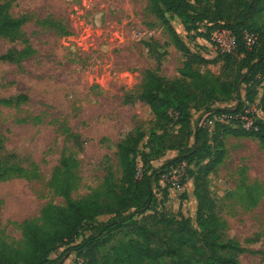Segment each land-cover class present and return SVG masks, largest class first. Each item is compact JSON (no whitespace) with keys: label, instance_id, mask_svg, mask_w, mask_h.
Listing matches in <instances>:
<instances>
[{"label":"rangeland","instance_id":"374dc122","mask_svg":"<svg viewBox=\"0 0 264 264\" xmlns=\"http://www.w3.org/2000/svg\"><path fill=\"white\" fill-rule=\"evenodd\" d=\"M188 2L196 5L194 0ZM0 5H8L13 18H28L14 42L0 39V54L12 48L24 51L18 63H0V98H26L18 106H0V153L17 157L8 167L36 171L35 178L15 175L0 181V240L21 247L24 223L43 227L41 210L64 205L51 182L62 159L77 165L73 173L78 185L72 191L77 200L101 190L107 171L115 179L120 177L118 143L133 128L146 126L152 119L148 107L135 100L145 74L175 80L184 59L166 28L150 14L147 0H0ZM169 23L192 53L207 59L220 53L211 42L215 32L199 35L207 27L187 28L177 17H171ZM149 41L158 46L156 59L143 45ZM224 41L229 45L231 39ZM207 71L220 77L219 65L208 66ZM232 76L229 72L225 79ZM239 93L243 100V86ZM236 98L214 107L231 109ZM206 116L192 110V128ZM168 128L177 130L174 120ZM224 148L223 162L208 176L209 189L227 234L249 250L239 258L240 264H264L253 253L264 252V151L253 138L231 136L225 139ZM175 156V151H167L151 162L154 207L189 218L195 225L191 179L185 181L184 191H176L158 176L166 165L173 166L169 161ZM138 167L141 170L139 159ZM252 187L258 195L254 206L248 200ZM110 219L100 216L96 223ZM132 238L126 229L115 232L98 253L109 256L113 247ZM67 247L62 246L51 259L82 264L83 258L74 253L63 256Z\"/></svg>","mask_w":264,"mask_h":264},{"label":"trees","instance_id":"16d2710c","mask_svg":"<svg viewBox=\"0 0 264 264\" xmlns=\"http://www.w3.org/2000/svg\"><path fill=\"white\" fill-rule=\"evenodd\" d=\"M194 2L195 6L188 0H147L150 14L166 28L173 47L184 61L175 80H165L153 72L145 74L135 100L148 107L152 119L146 126L133 128L118 143L120 177L115 179L107 171L101 190L77 200L72 197L78 185L73 173L77 165L72 160L62 159L51 182L64 205L46 206L41 210L43 227L24 223L21 247L0 240V264H62L51 259L62 246H68L63 256L74 253L76 258H83L82 264H157L163 260L169 264H240L239 258L249 252L227 234L226 223L220 218L208 186V176L223 162L224 141L229 136L253 138L264 151V83L261 79L264 0ZM7 7L0 5V39L14 42L28 18L25 15L11 17ZM171 17L182 19L187 28L194 30L201 25L207 27L205 34L199 33L204 37L227 31L233 38V48L230 52L219 49L220 53L213 59L192 53L169 23ZM245 32L255 36V47L251 50L244 44ZM63 35H68L67 31H63ZM143 45L152 59L160 55L156 43L149 41ZM23 52L12 48L0 54V63H18ZM212 65H219V78L207 71ZM229 72H233V76L227 80ZM240 86L246 92L243 100L239 98ZM235 98L236 105L231 109L214 107L216 103ZM25 99L23 96L0 98V106H18ZM192 110L203 111L206 119L227 115L229 120L214 123L211 130L198 124L192 128ZM243 116L252 123L248 129L242 127L244 123L239 117ZM172 120L177 125L176 131L168 128ZM75 141L79 142L77 138ZM167 151L176 152L175 158L169 161L173 164L171 167L184 163L186 177L192 180L195 225L189 218L154 207L151 162ZM11 160L17 157H3L0 153V181L15 175L28 179L36 177L34 169L8 167ZM168 168L170 166L166 165L158 176ZM257 197L255 188H250L251 205H256ZM105 215L111 219L96 223L98 217ZM123 229L133 238L113 247L111 255H99L98 249L109 237ZM253 253L264 259V252Z\"/></svg>","mask_w":264,"mask_h":264},{"label":"built area","instance_id":"2783aa9c","mask_svg":"<svg viewBox=\"0 0 264 264\" xmlns=\"http://www.w3.org/2000/svg\"><path fill=\"white\" fill-rule=\"evenodd\" d=\"M231 39L230 44L226 45L224 39ZM243 41L247 49L251 50L255 47L256 39L253 34L245 32L243 34ZM211 42L216 43L217 47L221 50V52H230L233 48V38L227 31H221V32H215L211 36ZM261 79L264 83V69L261 76ZM254 110V108H253ZM248 111H245L247 113ZM240 121L243 124L244 129H248L251 126V121L246 117H239ZM229 120V117L227 115H219L212 117L210 119H202L199 122V126L201 127H208L209 130L212 129L214 123H227ZM160 180L163 183H166L167 186L172 187L176 191H184L185 184L184 181L187 180L186 174H185V164H179L174 167H170L166 169L164 172L160 174Z\"/></svg>","mask_w":264,"mask_h":264},{"label":"crops","instance_id":"0c3cea01","mask_svg":"<svg viewBox=\"0 0 264 264\" xmlns=\"http://www.w3.org/2000/svg\"><path fill=\"white\" fill-rule=\"evenodd\" d=\"M191 181V183H192V180H190ZM193 184V183H192Z\"/></svg>","mask_w":264,"mask_h":264}]
</instances>
